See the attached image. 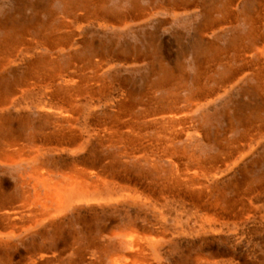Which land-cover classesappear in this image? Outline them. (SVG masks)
Listing matches in <instances>:
<instances>
[{
    "label": "rangeland",
    "instance_id": "rangeland-1",
    "mask_svg": "<svg viewBox=\"0 0 264 264\" xmlns=\"http://www.w3.org/2000/svg\"><path fill=\"white\" fill-rule=\"evenodd\" d=\"M102 1L114 19L111 25L94 23L88 9L73 8L69 0H0V38L8 33L21 34L16 45L0 50V61H13L19 51L41 41L40 56L61 68L54 73L41 71L38 77L28 71L27 64L33 59L5 71L0 68V90L15 95L30 89L45 90L53 75L63 72L96 93L175 96L181 120L188 119L193 127L177 147L201 158H218L223 165L236 163L256 138L263 141L262 147L225 174L222 182L211 179L207 184L210 204H236L242 219L239 234L182 237L165 244L164 257L168 264H198L203 260L221 264L228 259L239 264H264L263 120L259 123L261 131L253 128L264 119V58L255 55L256 48H264V38L250 43L257 30L264 34V0ZM213 47L219 51L215 58ZM164 72L181 82L176 79L161 87ZM197 81L208 93L192 96ZM53 84L46 91L55 90L58 84ZM37 118L34 114L26 129L35 130ZM20 126L17 121L13 123L14 130L22 129ZM250 129L253 131L246 134ZM112 153L108 150L106 155ZM27 170L26 166H0L3 212H26L19 176ZM199 178L200 174L196 182ZM136 216L144 224L155 221L151 212L140 214L131 208L120 218L129 223ZM113 217L108 212L93 221L101 226ZM247 220L248 225H244ZM88 221L72 214L59 235L41 225L10 238L8 244L0 246V264H27L30 256L42 251L58 255L50 264H94L89 255L78 250L85 247ZM171 224L180 225L176 220ZM94 232L98 237L99 230Z\"/></svg>",
    "mask_w": 264,
    "mask_h": 264
},
{
    "label": "bare ground",
    "instance_id": "bare-ground-1",
    "mask_svg": "<svg viewBox=\"0 0 264 264\" xmlns=\"http://www.w3.org/2000/svg\"><path fill=\"white\" fill-rule=\"evenodd\" d=\"M69 1L73 8L88 9L94 23H114L102 0ZM20 35L14 32L0 38V50L16 45ZM252 36L250 43L264 38L258 30ZM43 46L44 42H35L19 51L13 61H0V68L5 71L33 59L27 64L30 76L61 69L53 60L40 56ZM212 51L214 58L219 56L218 48ZM255 55L264 58V48H256ZM52 78L45 90L30 89L20 95L0 90V166L28 169L19 176L26 212H3L5 205L0 203V246L41 225L59 235L72 214L89 220L85 247L78 250L89 255L94 264H168L164 257L167 242L239 234L242 219L236 204H210L207 184L211 179L222 182L235 166L262 147L263 141L256 138L247 154L242 153L236 163L223 165L218 158H201L177 147L193 128L188 119L181 120L174 102L177 97L154 92L96 93L63 72ZM176 79L181 82L168 72L159 84L165 87ZM53 82L58 84L56 89L46 91ZM196 86L192 96L208 93L198 81ZM34 114H38V127L26 129ZM262 120L253 128L261 131ZM16 121L22 129L14 130ZM181 125L184 128L179 130ZM108 150H113L112 155H106ZM132 164L138 166L133 168ZM129 208L140 214L151 212L155 221L144 224L136 216L125 223L120 216ZM108 212L114 216L109 222L101 226L94 223ZM173 220L180 225L171 224ZM94 230H99L96 238ZM69 243L70 238L66 246ZM55 258L57 254L42 251L30 256L27 264H50ZM221 264L239 263L228 259Z\"/></svg>",
    "mask_w": 264,
    "mask_h": 264
}]
</instances>
